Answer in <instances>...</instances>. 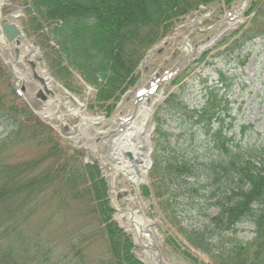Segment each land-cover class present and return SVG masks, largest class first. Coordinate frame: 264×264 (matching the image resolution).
<instances>
[{
    "label": "trees",
    "instance_id": "1",
    "mask_svg": "<svg viewBox=\"0 0 264 264\" xmlns=\"http://www.w3.org/2000/svg\"><path fill=\"white\" fill-rule=\"evenodd\" d=\"M233 1L20 0L21 24L54 80L81 96L77 76L94 89L89 112L111 117L138 84L151 49L200 7L231 8ZM244 13L250 25L238 37L241 45L264 38V7L252 2ZM184 71L171 83L184 80ZM227 109L209 86L203 105L186 110L190 128L209 138L211 148L200 156L188 137L178 145L156 130L167 145H155L149 182L141 186L165 220L164 243L190 264H264V145L226 131ZM239 128L243 136L248 127ZM113 215L97 162H85L81 150L38 119L0 66V264H145ZM243 224L250 227L248 239L236 236Z\"/></svg>",
    "mask_w": 264,
    "mask_h": 264
},
{
    "label": "rangeland",
    "instance_id": "2",
    "mask_svg": "<svg viewBox=\"0 0 264 264\" xmlns=\"http://www.w3.org/2000/svg\"><path fill=\"white\" fill-rule=\"evenodd\" d=\"M244 1L234 0L231 8H223L222 3H216L192 12L190 17L176 28L173 35L166 37L155 46L142 61L138 84L122 97L117 111L111 117L89 112L87 103L93 96V88L82 83L77 76H74L76 80L74 83L78 82L82 86L81 96L72 94L55 81L48 73L46 63L42 61L41 51L33 40L27 39L26 36L20 39L22 45L18 48L17 59L16 47L6 42L2 43L0 39V66L8 71L15 89L23 100L40 120L53 127L72 148L81 150L86 161H98L101 173L108 176L109 197L114 207L121 211L134 210L151 221V230L160 256L166 264L190 263L164 243L165 220L157 213L159 211L156 200L153 196L143 198L141 194V186L149 182L147 171L152 169L154 156L158 155V152H155V145L158 143H161V146L167 145L164 138L158 136L156 130L160 133H168L171 136L170 142L175 144L178 141V145L181 144L180 138L188 137V141L198 149V156L202 155L211 148L209 138L199 135L202 130H198L196 126L190 128L192 121L185 120L184 116L186 110L198 109L203 105L205 90L213 86L216 87L218 95L227 101L228 109L222 114L225 117V130L233 132L236 137L243 138L251 144L264 145V39L256 38L245 45L239 44L238 39L242 31L250 25V19L244 11L252 2L259 0H249L241 14L234 19L231 18ZM262 6L264 7V3ZM15 15H24L20 0H2L0 26L7 21L21 25L22 18L13 19ZM185 41L192 49L190 54L184 51ZM231 43L235 47L229 50ZM25 45L32 46L27 50ZM184 58L185 64L181 67V72L186 69L184 72L188 74L187 77L184 80L182 77L181 83L180 81L178 84L171 83L172 76L169 77L168 73ZM14 59L17 60L13 63ZM194 60L198 63L193 66L191 63ZM188 65H191L190 71L187 70ZM219 71L227 78L225 83L232 81L229 87L220 81ZM33 72L42 77L48 75L47 88L53 93L52 95L43 92L42 85L34 79ZM163 77L165 78L156 85L154 92L148 93L152 83ZM143 91L146 92L145 95L140 96ZM172 93L174 95L170 98V102L166 103V98ZM69 95H73L78 103L71 101ZM145 97L151 102L156 98L159 100L157 103H150L153 105V112L146 130L149 141L145 148V153H149V157L145 159V165L144 162L141 164L146 170L142 171L140 181L134 183L127 173L115 171L118 168L115 161H119V158L113 159L108 147L111 138L115 136L112 134L120 127V122L133 116L135 110L142 104L141 98ZM47 103H51L48 107L49 111L45 110L42 116L40 111L42 113ZM181 103L188 109H184ZM242 124L248 128L245 134L240 136L239 127ZM198 126L202 128L201 125ZM191 132H194L193 140H190ZM122 154L119 162L127 160L132 166L133 161L124 154V151ZM211 154V152L206 153L207 157ZM14 156L20 158L18 150H14ZM113 219L131 234L138 258L145 264H151L144 255V248L136 241L134 231L129 228L126 216L121 217L120 213L114 211ZM191 223L195 222L191 221ZM236 236L240 239L250 238L252 236L250 227L245 224L237 226Z\"/></svg>",
    "mask_w": 264,
    "mask_h": 264
},
{
    "label": "bare ground",
    "instance_id": "3",
    "mask_svg": "<svg viewBox=\"0 0 264 264\" xmlns=\"http://www.w3.org/2000/svg\"><path fill=\"white\" fill-rule=\"evenodd\" d=\"M1 2L2 0H0V3ZM239 15L240 14L238 10L234 11L231 18L234 19ZM25 46L26 49L29 50L30 46ZM190 49L191 48L189 46H185L184 51L189 52ZM158 100L159 99L156 98L153 102H151L148 98L146 100V97L141 98L140 103L142 104L135 110L133 116L125 118L120 122V128L118 130L119 134L111 138L108 147L113 156V159L118 157V160L121 161V157L123 155L122 151H130L134 155V157L136 156V158L142 162V164L143 162L144 165L146 164L145 159L149 157V153H145V148L147 147L149 141L146 130L153 112V105L150 103H157ZM50 104L51 103H47L45 105L44 109L46 110V112L49 111V108L47 109V107H49ZM119 161H115L116 165H118V168L115 169V171L127 173L129 178L134 183H138L140 181L139 177L144 170V168H142V165L139 166V164H137L131 166L127 160H125L124 162ZM119 213L121 217L126 216V222L128 223L129 228L134 231L136 241L144 248L145 257L148 260L152 261L154 264H157L158 261L156 253L153 250L154 246H157V242L151 230V221L131 209H128L127 211L119 210Z\"/></svg>",
    "mask_w": 264,
    "mask_h": 264
},
{
    "label": "water",
    "instance_id": "4",
    "mask_svg": "<svg viewBox=\"0 0 264 264\" xmlns=\"http://www.w3.org/2000/svg\"><path fill=\"white\" fill-rule=\"evenodd\" d=\"M20 16L17 15L15 17H13V19H19ZM0 36L3 37L1 38V40H5L4 42H6L7 44H13L15 46H19V45H22L21 44V37L24 36V32L22 31V28L14 21H8V22H5L1 27H0ZM15 54H16V58H18L19 56V49L16 48L15 50ZM33 66V64H31ZM33 75L34 77L43 85V90L47 93V94H50L52 95V92L50 90H48L47 86H46V83L44 81V79L40 76H38L36 74V72H33ZM70 99L72 101H74V98L70 97ZM125 155L133 161V163L135 165L139 164L140 163V160L137 159V158H134L132 153L130 151H126L125 152ZM108 177H106V181L108 182ZM154 252L156 253V256H157V264H165L162 260V257L160 256V253H159V249L157 246H154L153 248ZM151 264H154L152 261H151Z\"/></svg>",
    "mask_w": 264,
    "mask_h": 264
}]
</instances>
